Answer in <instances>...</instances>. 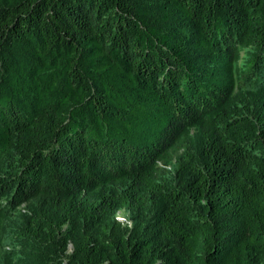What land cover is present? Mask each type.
<instances>
[{"label": "trees", "instance_id": "16d2710c", "mask_svg": "<svg viewBox=\"0 0 264 264\" xmlns=\"http://www.w3.org/2000/svg\"><path fill=\"white\" fill-rule=\"evenodd\" d=\"M0 264H264V0H0Z\"/></svg>", "mask_w": 264, "mask_h": 264}, {"label": "rangeland", "instance_id": "374dc122", "mask_svg": "<svg viewBox=\"0 0 264 264\" xmlns=\"http://www.w3.org/2000/svg\"><path fill=\"white\" fill-rule=\"evenodd\" d=\"M117 217H118L119 220L123 221L122 219H123V217H125V216H124V214H123L122 211H118V212H117ZM6 248L8 249V247H6Z\"/></svg>", "mask_w": 264, "mask_h": 264}, {"label": "clouds", "instance_id": "9594fccd", "mask_svg": "<svg viewBox=\"0 0 264 264\" xmlns=\"http://www.w3.org/2000/svg\"><path fill=\"white\" fill-rule=\"evenodd\" d=\"M116 218L118 219L117 214H116ZM118 220H119V219H118ZM122 220H123V221H121V220H119V221H121V222H125V217H123Z\"/></svg>", "mask_w": 264, "mask_h": 264}]
</instances>
